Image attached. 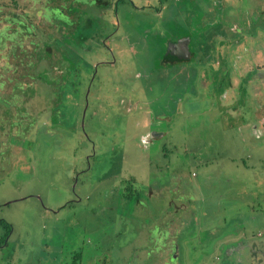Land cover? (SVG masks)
Wrapping results in <instances>:
<instances>
[{
    "label": "rangeland",
    "instance_id": "1",
    "mask_svg": "<svg viewBox=\"0 0 264 264\" xmlns=\"http://www.w3.org/2000/svg\"><path fill=\"white\" fill-rule=\"evenodd\" d=\"M0 219V264H264V1L0 0Z\"/></svg>",
    "mask_w": 264,
    "mask_h": 264
},
{
    "label": "trees",
    "instance_id": "2",
    "mask_svg": "<svg viewBox=\"0 0 264 264\" xmlns=\"http://www.w3.org/2000/svg\"><path fill=\"white\" fill-rule=\"evenodd\" d=\"M0 222L6 227V234L8 233V231L10 230V228H11V225H10V223H8L7 221H5V220H3V219H0Z\"/></svg>",
    "mask_w": 264,
    "mask_h": 264
},
{
    "label": "flooded vegetation",
    "instance_id": "3",
    "mask_svg": "<svg viewBox=\"0 0 264 264\" xmlns=\"http://www.w3.org/2000/svg\"><path fill=\"white\" fill-rule=\"evenodd\" d=\"M264 1V0H263ZM32 53H33V50H32Z\"/></svg>",
    "mask_w": 264,
    "mask_h": 264
}]
</instances>
